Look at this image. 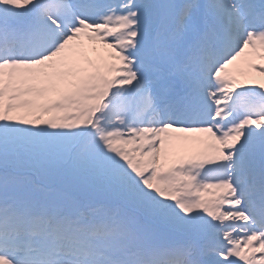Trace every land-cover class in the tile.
<instances>
[{
  "label": "snow or ice",
  "instance_id": "6c2138e0",
  "mask_svg": "<svg viewBox=\"0 0 264 264\" xmlns=\"http://www.w3.org/2000/svg\"><path fill=\"white\" fill-rule=\"evenodd\" d=\"M241 61L264 0H0V264H264Z\"/></svg>",
  "mask_w": 264,
  "mask_h": 264
},
{
  "label": "rangeland",
  "instance_id": "374dc122",
  "mask_svg": "<svg viewBox=\"0 0 264 264\" xmlns=\"http://www.w3.org/2000/svg\"><path fill=\"white\" fill-rule=\"evenodd\" d=\"M96 47H101L99 45H97ZM257 63H261V61H256ZM238 71L239 72H243V73H250L255 79L260 80V79H264V77H260L258 71H253L246 63H244L243 61L238 62ZM243 78V77H241ZM177 137H181L182 139L180 141H177L176 143H186L190 146V148L193 151H203L205 150V146L204 145H195L194 141L198 140V139H209L207 134H200V133H175L174 134ZM209 143H211V141L209 140ZM192 151L186 152V153H181V155H191ZM208 199H211V196L206 197ZM260 255V254H257Z\"/></svg>",
  "mask_w": 264,
  "mask_h": 264
}]
</instances>
